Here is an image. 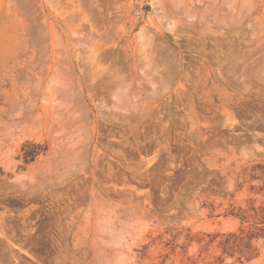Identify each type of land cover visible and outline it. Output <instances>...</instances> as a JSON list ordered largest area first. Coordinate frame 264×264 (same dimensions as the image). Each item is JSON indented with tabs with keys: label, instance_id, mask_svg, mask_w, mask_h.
Instances as JSON below:
<instances>
[{
	"label": "rangeland",
	"instance_id": "1",
	"mask_svg": "<svg viewBox=\"0 0 264 264\" xmlns=\"http://www.w3.org/2000/svg\"><path fill=\"white\" fill-rule=\"evenodd\" d=\"M259 208L264 0H0V264H264Z\"/></svg>",
	"mask_w": 264,
	"mask_h": 264
},
{
	"label": "trees",
	"instance_id": "2",
	"mask_svg": "<svg viewBox=\"0 0 264 264\" xmlns=\"http://www.w3.org/2000/svg\"><path fill=\"white\" fill-rule=\"evenodd\" d=\"M254 212V218L258 219L260 221L259 224H261L262 226L259 227L256 224L250 226L248 229L242 226L240 228V234L230 233L228 234V236H226V239L221 242L223 246L234 247L237 246L239 241H242L244 243L246 240H248V242H251L254 239L264 238V208H259L258 210H254ZM232 215L239 217L242 224H244L245 222H250L251 217L247 212H244L243 215H234L233 213Z\"/></svg>",
	"mask_w": 264,
	"mask_h": 264
}]
</instances>
